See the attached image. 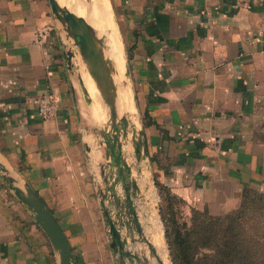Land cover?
Wrapping results in <instances>:
<instances>
[{"label": "crops", "instance_id": "1", "mask_svg": "<svg viewBox=\"0 0 264 264\" xmlns=\"http://www.w3.org/2000/svg\"><path fill=\"white\" fill-rule=\"evenodd\" d=\"M110 2L147 156L138 215L147 218L155 197L143 181L213 216L237 208L243 189L264 194V1ZM47 91L57 110L43 119L32 100ZM90 144L48 1L0 0V162L51 213L72 264H117L97 200L100 154ZM149 224L167 264L157 216ZM0 264H58L33 213L1 179Z\"/></svg>", "mask_w": 264, "mask_h": 264}, {"label": "water", "instance_id": "2", "mask_svg": "<svg viewBox=\"0 0 264 264\" xmlns=\"http://www.w3.org/2000/svg\"><path fill=\"white\" fill-rule=\"evenodd\" d=\"M47 1L54 21L63 32L64 38L60 35V41L65 46L61 55L67 79L70 78V97L77 124L91 140H95L100 154L95 187L107 226L108 247L117 264H164L146 233L150 225L146 223V214L138 215L140 199L146 200V197L137 184V175L143 176L140 165L147 161V156L128 81L127 64L124 75L132 113L118 111L113 81L116 70L107 53L105 35H99L83 17L61 6L58 0ZM78 1L86 9L91 7V0ZM79 66L89 77L99 98L102 115L98 120L93 112L98 113L99 110L94 109L93 100L81 80ZM0 174L13 194L33 213L57 254L58 264H72L67 240L37 194L26 183L20 184L1 162Z\"/></svg>", "mask_w": 264, "mask_h": 264}, {"label": "trees", "instance_id": "3", "mask_svg": "<svg viewBox=\"0 0 264 264\" xmlns=\"http://www.w3.org/2000/svg\"><path fill=\"white\" fill-rule=\"evenodd\" d=\"M154 185L171 264H264L257 253L264 245L263 193L243 189L237 208L218 216L208 214L206 209L191 208L186 224L173 210V204L183 200L157 181ZM194 244L201 248L211 244L212 249L194 259Z\"/></svg>", "mask_w": 264, "mask_h": 264}, {"label": "bare ground", "instance_id": "4", "mask_svg": "<svg viewBox=\"0 0 264 264\" xmlns=\"http://www.w3.org/2000/svg\"><path fill=\"white\" fill-rule=\"evenodd\" d=\"M58 1L61 6H65L69 11L73 12L74 14L78 16L83 17L87 21V23H89L94 29L98 31L99 35H102V34L105 35V41H106V45L108 48L107 53L109 57L111 58V60L113 61V64L116 70V73L113 76V81L116 85L118 111L132 113L133 107L131 103L130 94L128 91V84L126 82L125 75H124L125 61L123 65V52L121 51L120 53H118V44L114 40L113 25L111 24V13L109 10L108 3L106 2V0H91V7L89 9H86L83 3L78 0H58ZM79 73H80L81 80L88 94H90V90H89V86H87V83L91 85V88L93 90L94 107L96 108V110H99L98 113L93 112V115H94V118L98 120L102 115V108H101L99 98L96 95L93 89V85L89 77L87 76V74L84 72V70L81 72L79 71ZM74 84H75V81H74ZM159 242H160V246L163 248L162 241H159ZM152 244L156 247L155 242H153ZM160 252L163 253L162 251ZM158 253H159V250H158ZM163 255H164L165 262L168 264L165 251Z\"/></svg>", "mask_w": 264, "mask_h": 264}, {"label": "rangeland", "instance_id": "5", "mask_svg": "<svg viewBox=\"0 0 264 264\" xmlns=\"http://www.w3.org/2000/svg\"><path fill=\"white\" fill-rule=\"evenodd\" d=\"M83 1H85V0H83ZM106 2L108 3L109 2V5H110V9H111V12L110 13H112V15H111V24L113 25V35H114V40L116 41V43L118 44V53H120L121 51L123 52V57H124V61H125V66H126V64H127V50H126V48L124 47V45H123V41H122V39H121V35H119L120 34V31L118 32V35H119V37L117 36V33H116V30H115V25H117V19H116V11H115V9H114V7H113V5H112V3L110 2V0H106ZM112 16H113V18H112ZM113 20H114V22H113ZM114 23H116L115 25H114ZM54 29H55V31L57 32V35H58V38H59V41H60V35L63 37V32H62V30H61V27L59 26V24L57 23V22H55L54 21ZM119 30V29H118ZM117 30V31H118ZM64 38V37H63ZM120 41H122V45H123V48L121 47V43H120ZM60 43H61V41H60ZM65 46V44H62L61 43V50H62V48ZM73 49V48H72ZM127 67V66H126ZM64 68H65V70H66V66H65V63H64ZM79 71L81 72V71H83V68H81L80 66H79ZM66 74H67V71H66ZM85 77V76H84ZM69 80H70V78H69ZM68 80V86L70 85L69 83H70V81ZM85 80V79H84ZM128 81H129V85H130V90H131V92H132V86H131V82H130V79H129V77H128ZM87 86H89V90H90V94H89V96L91 97V99L93 100V90H92V88H91V85L89 84V83H87ZM70 87V86H69ZM70 89V88H69ZM69 92H70V90H69ZM95 108V107H94ZM96 109V108H95ZM81 130L84 132V130H83V128L81 127ZM91 143L92 144H90V146L92 145V147L93 148H96V142H95V140H91ZM0 179L2 180V181H4L3 179H2V176H1V174H0ZM141 180H143L142 178L140 179L139 178V181L141 182ZM155 181V180H154ZM154 181H153V184L151 183V182H149V188L147 189V187H145V184H144V181L143 182H141L142 183V185H143V189L145 190V191H149V189L150 190H152L153 191V194H154V199L153 200H151V198H150V196H149V199H150V203H149V207H148V209H149V214H148V216H147V218H146V221H147V223H149V217L152 215V214H154L155 216H157V218L159 219V221H160V225H161V231H162V238H163V244H164V249H165V253H166V259H167V262H168V264H171V259H170V255H169V251H168V247H167V244H166V242H165V240H164V237H163V226H162V222H161V219H160V216H159V213H158V205H159V198H158V194H157V189H156V187H155V185H154ZM5 182V181H4ZM6 183V182H5ZM9 186V185H8ZM146 192V193H147ZM171 192V191H170ZM172 193V192H171ZM174 194V193H173ZM148 195V194H147ZM175 196H177L176 194H174ZM157 196V197H156ZM178 197V196H177ZM186 205H185V203H184V201H179V202H176V203H174L173 204V210H174V212H175V215H176V218H178L179 220H183L186 224H189V221H190V216H191V208L190 209H188L187 207H185ZM148 229V231H149V227L147 228ZM195 245V247L194 248H192V252L194 253V259H197V258H199L201 255H202V253H208V251H211V249H212V245L211 244H209L210 245V247H204V248H201L200 247V245L198 246V244H194ZM259 250H257V253H258V257H259V259L261 260V261H263L264 262V245H263V247H259L258 248Z\"/></svg>", "mask_w": 264, "mask_h": 264}, {"label": "built area", "instance_id": "6", "mask_svg": "<svg viewBox=\"0 0 264 264\" xmlns=\"http://www.w3.org/2000/svg\"><path fill=\"white\" fill-rule=\"evenodd\" d=\"M246 3L250 2H261L264 0H243ZM37 39H42L44 37L43 31L36 32ZM32 102L34 103L37 114L43 118H51L55 115L57 110V100L55 96L50 92H44L37 97H35Z\"/></svg>", "mask_w": 264, "mask_h": 264}]
</instances>
